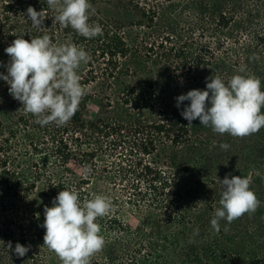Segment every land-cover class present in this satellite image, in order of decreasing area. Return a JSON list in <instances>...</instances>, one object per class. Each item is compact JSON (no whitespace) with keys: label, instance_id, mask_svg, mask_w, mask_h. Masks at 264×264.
Listing matches in <instances>:
<instances>
[{"label":"trees","instance_id":"1","mask_svg":"<svg viewBox=\"0 0 264 264\" xmlns=\"http://www.w3.org/2000/svg\"><path fill=\"white\" fill-rule=\"evenodd\" d=\"M90 3L89 22L103 28L93 39L53 23L56 13L45 0H0V73L7 74L4 49L17 35L30 40L46 32L91 57L78 71L87 95L62 127L35 123L0 79V264H48L55 253L43 246L45 229L29 204L51 207L64 188L77 189L81 199L102 194L113 202L114 212L97 220L106 244L91 264H264V189L255 191L261 206L254 214L233 221L227 232L221 221L216 234L207 187L220 174L206 160L211 150L219 152V142L198 119L187 127L181 111L189 101L176 107V97L205 90L212 75L225 82L255 75L264 84V0ZM29 6L44 10L45 29L31 27ZM97 101L105 111L86 117ZM178 149L195 153L198 169L189 160L177 165L171 153ZM253 150H264L262 139ZM85 165L92 168L88 177ZM219 199L217 193L214 208ZM9 241L13 249L16 243L31 248L18 257L6 248Z\"/></svg>","mask_w":264,"mask_h":264},{"label":"clouds","instance_id":"2","mask_svg":"<svg viewBox=\"0 0 264 264\" xmlns=\"http://www.w3.org/2000/svg\"><path fill=\"white\" fill-rule=\"evenodd\" d=\"M45 2L56 13L53 23L61 28L70 27L87 39L103 35L100 24L89 22L95 13L90 0ZM26 15L32 28H46L43 25L47 16L43 9L37 11L29 6ZM4 52L10 59L6 65L7 74L0 73V79L9 85V94L21 103L25 114H31L41 127L49 124L62 127L70 122L87 95L78 71L91 60L89 53L70 40L54 42L46 32L30 40L17 35ZM238 71L245 73L246 66ZM184 101L190 102L181 111V116L188 121L187 127L193 126L192 122L198 119L200 125L211 128L214 133L236 138L251 136L264 128V90L260 78L255 75L236 74L227 82L219 75H212L206 78L205 90L192 89L176 97V107L180 108ZM219 147L228 150L230 145L222 143ZM91 173V166L85 165L82 175L88 177ZM229 175L219 179V207L215 208L210 221L216 234L221 231V221L227 222L223 229L227 232L233 221L245 214H254L261 206L250 187V177L231 175L229 178ZM114 210L107 195L93 194L91 198L81 199L77 189L64 188L53 198L51 207H44L43 246L54 252L61 264H91V258L106 244L97 220ZM198 234L197 228L194 235ZM6 248L24 257L31 245L16 243L13 249L9 241Z\"/></svg>","mask_w":264,"mask_h":264},{"label":"rangeland","instance_id":"3","mask_svg":"<svg viewBox=\"0 0 264 264\" xmlns=\"http://www.w3.org/2000/svg\"><path fill=\"white\" fill-rule=\"evenodd\" d=\"M260 76H264V71L259 72ZM262 90H264V84L261 83ZM105 111V108L102 103L95 102L91 103L88 106V109L85 113V116L88 118L94 117L96 115L102 114ZM209 128V127H208ZM209 131L213 132L211 128ZM209 132V137H214L215 142L218 141L219 145L222 143L229 144L232 148L228 150H222L219 147V152H215L211 150L208 153V157L206 160V164L209 166V171L216 172L220 174L218 178H216L215 182H208L207 187V205L206 208L209 209V213L212 215L215 211L213 206V200L216 197L217 193H221V185L219 183V179L222 180L226 175H241L242 177H250L252 180L251 189L255 192L258 188L264 189V150L262 152H257L253 150L255 143L259 139H262L264 144V128H262L258 133L253 134L251 136L245 138H236L232 137L228 134H217ZM230 141V142H229ZM171 155H175L177 157V165L182 164L183 162L189 160L193 166H196L198 163V158L195 153H187L180 151L179 149L172 152ZM191 159V160H190ZM214 181V180H212ZM29 203V202H28ZM29 213L30 215L36 214L37 219L35 223L40 224L42 226L44 221V204L40 201H32L30 204ZM193 211L196 210V205L193 204ZM37 229V227H36ZM48 264H58V257L56 254H52L48 257Z\"/></svg>","mask_w":264,"mask_h":264}]
</instances>
